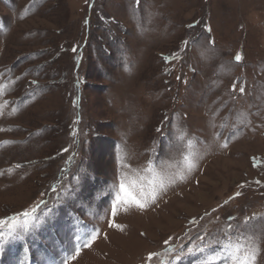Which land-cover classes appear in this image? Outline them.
I'll return each mask as SVG.
<instances>
[{"label":"rangeland","instance_id":"374dc122","mask_svg":"<svg viewBox=\"0 0 264 264\" xmlns=\"http://www.w3.org/2000/svg\"><path fill=\"white\" fill-rule=\"evenodd\" d=\"M0 220V264H264V0H0Z\"/></svg>","mask_w":264,"mask_h":264},{"label":"snow or ice","instance_id":"6c2138e0","mask_svg":"<svg viewBox=\"0 0 264 264\" xmlns=\"http://www.w3.org/2000/svg\"><path fill=\"white\" fill-rule=\"evenodd\" d=\"M236 60L239 61L240 60V56L236 57ZM241 92H243V89H240ZM186 160L188 159L187 157L185 158ZM189 167H191V164H189ZM180 178H183L182 176ZM160 188L164 187V181L161 180L160 184H159ZM121 192L124 194L123 196H117V200L121 201L123 203H133L138 207L143 208L145 206V201H143L142 199H138L131 191H129L128 189L125 188L124 183H121L120 186ZM155 188L153 189L152 193H151V197H152V201H155ZM145 196V193L143 192V190L140 191V197L143 198ZM32 212H35V209L32 210ZM113 214H115V206L113 209ZM24 217L26 218H31V213L29 212H25ZM15 220V218H13ZM8 224L10 229L14 232L16 230L17 225L15 223L9 224V221H5V220H0V227L4 226ZM19 227H22L25 231H27L28 229V219H25L22 225H19ZM95 236L92 237V240H95ZM87 246V245H86ZM237 251H239V249H237ZM77 254H78V250H77ZM75 258V257H73ZM149 259H151V257H149ZM244 264H248L247 261H244ZM253 264H254V258H253Z\"/></svg>","mask_w":264,"mask_h":264}]
</instances>
